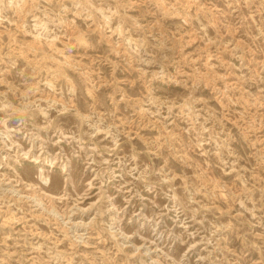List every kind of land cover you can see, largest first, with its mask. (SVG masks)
<instances>
[{
    "label": "rangeland",
    "instance_id": "1",
    "mask_svg": "<svg viewBox=\"0 0 264 264\" xmlns=\"http://www.w3.org/2000/svg\"><path fill=\"white\" fill-rule=\"evenodd\" d=\"M0 264H264V0H0Z\"/></svg>",
    "mask_w": 264,
    "mask_h": 264
},
{
    "label": "bare ground",
    "instance_id": "2",
    "mask_svg": "<svg viewBox=\"0 0 264 264\" xmlns=\"http://www.w3.org/2000/svg\"><path fill=\"white\" fill-rule=\"evenodd\" d=\"M125 51V50H124ZM121 52V51H120ZM208 59V58H207Z\"/></svg>",
    "mask_w": 264,
    "mask_h": 264
}]
</instances>
